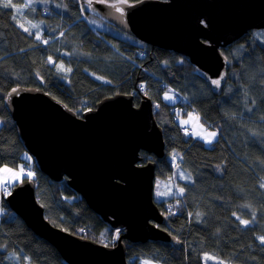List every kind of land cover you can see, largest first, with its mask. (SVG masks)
Here are the masks:
<instances>
[{
    "label": "trees",
    "instance_id": "16d2710c",
    "mask_svg": "<svg viewBox=\"0 0 264 264\" xmlns=\"http://www.w3.org/2000/svg\"><path fill=\"white\" fill-rule=\"evenodd\" d=\"M94 2L89 7V0H36L22 16L15 9L0 8V167H17L28 154L6 107L13 89L44 90L78 115L117 94L133 95L137 106L149 98L167 155L176 150L180 157L174 173L168 157L159 162L158 178L177 185L168 200L155 199V203L167 219L165 229L183 244L175 248L159 241L123 240L128 264H264V244L258 239L264 236V29L253 30L223 49L230 65L222 92L215 94L182 56L122 31L117 34L119 30L93 13ZM13 3L22 6L21 0ZM28 21L39 23L40 41ZM162 82L183 95L176 104L188 99L205 123L220 127L222 135L212 147L182 135L172 106L163 100ZM141 156L145 160L148 154ZM27 163L36 177L23 181L36 184L37 199L53 226L101 245L118 243V231L90 210L66 181L52 182L33 158ZM3 206L0 264H14L13 253L21 257L20 264H25V256L31 264H68L6 202Z\"/></svg>",
    "mask_w": 264,
    "mask_h": 264
},
{
    "label": "water",
    "instance_id": "95a60500",
    "mask_svg": "<svg viewBox=\"0 0 264 264\" xmlns=\"http://www.w3.org/2000/svg\"><path fill=\"white\" fill-rule=\"evenodd\" d=\"M109 4L94 2L92 11L134 39L182 56L215 92L220 86L212 81L224 83L230 65L223 49L264 29V0H140L118 4L124 15ZM16 90L6 107L39 171L66 181L107 226L124 233L105 246L53 226L33 181L15 185L6 198L16 216L68 264H128L123 240L179 245L158 226L164 216L154 200L156 164L140 165L142 152L165 154L151 99L136 106L132 95L117 94L78 116L44 90Z\"/></svg>",
    "mask_w": 264,
    "mask_h": 264
},
{
    "label": "rangeland",
    "instance_id": "374dc122",
    "mask_svg": "<svg viewBox=\"0 0 264 264\" xmlns=\"http://www.w3.org/2000/svg\"><path fill=\"white\" fill-rule=\"evenodd\" d=\"M26 2V0H25ZM32 5H35V3H33ZM31 5V6H32ZM22 8V6H21ZM26 10V8H23V12ZM92 21L96 24V25H99L101 26L102 24L97 20V19H92ZM34 24H37L39 25V23H34ZM35 31H37V34L40 35V39H37L38 41L41 40V37L43 35L41 29H40V26L36 29H34ZM117 34L119 35H122L121 33L122 32H118V31H115ZM168 95V96H172L174 99L172 100H168V99H165V96ZM163 100L165 103L169 104V105H174L176 104L177 102H179L180 100L183 101L181 95H179L174 89L172 88H167L165 89L164 93H163ZM191 113L193 116H198L199 117V120H192L190 123L188 124H185L184 121L188 119V114ZM177 123L179 125H182V126H186V127H191L193 129V133L194 132H197V133H200L201 135H205L207 131H216L217 132V136L213 139V142L211 144L205 142L203 139L200 138V135H193L194 138L196 139H200L206 146H212L213 143L219 139V132L215 129V128H211L210 125L208 123H205L203 121V119L201 118V116L198 115V113H196L195 111H189L187 113V115H183V116H179L177 118ZM203 125V129L199 127V125ZM29 154H25L24 155V159H25V162H20L19 165L17 167H13V166H9V165H3L0 167V170L4 169L5 167H7L8 169H12L13 171H18L20 166H23L25 171L28 170V171H31L33 173L32 177L29 178L27 176V178L29 179H34L36 177V174H35V171H34V168L32 166V164L30 163H27V162H30L32 160H29L28 159V156ZM189 177L190 175L188 173H186ZM26 176V175H25ZM23 176V178L25 177ZM23 178H22V181L21 180H15L14 181V178L12 176V172H6V171H0V186H8L10 188H13L15 185L17 184H20L21 182H23ZM155 189H154V195L156 197V199L158 201H166L168 200L170 197V195L172 196L174 193H173V190H175L174 187H176L177 185V181H162L160 179H157V181L155 182ZM174 185V187H173ZM157 193H159V195H157ZM208 261H211V262H214V263H218V260L213 258V257H207L206 258Z\"/></svg>",
    "mask_w": 264,
    "mask_h": 264
},
{
    "label": "snow or ice",
    "instance_id": "6c2138e0",
    "mask_svg": "<svg viewBox=\"0 0 264 264\" xmlns=\"http://www.w3.org/2000/svg\"><path fill=\"white\" fill-rule=\"evenodd\" d=\"M36 2V0H21V3H22V8L21 7H18L15 3H13V0H0V8H12V9H15L16 12L19 14V15H23V8H30L31 5ZM39 2H44V0H39ZM97 2L99 3H106L107 0H97ZM118 4H125V5H128L129 7L133 6L132 4L129 3V0H117V3H111L109 4L110 7L112 8H115V10L119 13H121V15H124V9L122 7H119ZM89 7H91V0H89ZM33 11H35L34 8H32ZM14 20L17 19L16 16H13L12 17ZM28 23L31 25V28L33 29H36L39 27V25L37 24H33L31 23V21H28ZM21 28H23V30L25 32H28L29 35H31V31L29 30V28L25 27L24 24H20L19 25ZM36 39H40V35L37 34L36 35ZM44 43H47V41H44ZM51 59V58H50ZM63 67V65H61V68ZM70 71V69H69ZM221 79H216V80H213L212 83L215 84L217 87L220 86V83H221ZM17 90L16 89H13V92H16ZM165 99H168V100H172L174 99L172 96H168L166 95L165 96ZM251 111V110H249ZM199 120V117L198 116H193L191 113L188 114V119L184 121L185 124H188L190 123L192 120ZM200 128L203 129V125H199ZM187 134V132H186ZM193 135H200V138L203 139L205 142L211 144L213 142V139L217 136V132L216 131H207L205 135H201L200 133H197V132H194ZM175 158V157H174ZM29 160H31V157H28ZM0 171H6V172H12V176L14 178V181L15 180H21L22 181V178L23 176H28L29 178L32 177L33 173L31 171H28L26 172L24 167L23 166H20L19 170L18 171H13L12 169H8L7 167H5L4 169L0 170ZM181 178H184V174L181 173ZM261 187H264V184L261 185ZM3 191L8 194V195H11V192L9 191V188L8 187H4L3 188ZM184 190L183 188L180 189V192L182 193ZM157 195H159V193H157ZM237 219L239 220L240 217H237ZM242 224H244L245 226H247L249 224V221L248 220H241L240 221ZM117 237L119 236V233L117 232L116 233ZM260 240V243L261 244H264V236L262 237H259L258 238ZM10 259L14 262V264H20V259L21 257L19 255H17L16 253H13L12 257H10ZM24 261H25V264H31V258L30 257H27L25 256L24 257ZM144 264H149L148 261H145ZM219 264H224L223 261H220Z\"/></svg>",
    "mask_w": 264,
    "mask_h": 264
},
{
    "label": "bare ground",
    "instance_id": "6f19581e",
    "mask_svg": "<svg viewBox=\"0 0 264 264\" xmlns=\"http://www.w3.org/2000/svg\"><path fill=\"white\" fill-rule=\"evenodd\" d=\"M114 28L117 29V30H119V29L116 28V27H114ZM119 31H120V30H119ZM194 69H195V68H194ZM226 81H227V79H226ZM226 81L220 85V89H219V91H217V92L213 91L211 84H209V87H210V89H211V91H212L213 93H215V94H219L220 92H222V90H223V88H224V86H225V84H226ZM169 86H170V85H169L168 83H166V82H162V84H161V87H162L163 89H166V88L169 87ZM171 106H172V107H171V109H170V112H171V114L173 115V117L175 118V120H177V118H178L179 116L187 115V113H188L189 111H192V104H191V102H190L188 99H187V101L184 102L182 105L174 104V105H171ZM177 124H178V123H177ZM210 127H211V128H215V129L219 132L220 136L222 135L221 130H220V127L215 126V125L212 124V123H210ZM179 129H180V132L182 133L183 136H185V137H187V138H190V137H191V138H193L194 140H199V141H201L200 139H196V138L193 137V131H189V130L185 129L182 125H179ZM186 132H187V134H186ZM220 136H219V138H220ZM218 140H219V139H218ZM218 140H216V141H218ZM216 141H215V142H216ZM201 142H202V141H201ZM215 142H214V143H215ZM202 143H203V142H202ZM214 143H213V144H214ZM203 144H204V143H203ZM204 145H205V144H204ZM205 146H206V145H205ZM212 146H213V145H212ZM212 146H206V147H212ZM175 152H177V151L174 150V151H172L169 155H167V151H166V143H165V154H164L163 158L158 159L155 155L147 153V154H148L147 158H146L145 160L142 159L140 165H142V166H146V165L149 164V163H155V164H156V170H155L154 181H157V179H160V180L164 181L163 179L158 178V175H157V169L159 168V162H160L161 160H163L164 158L168 157V159L170 160L171 165H172V167H173V173H174L176 167L178 166V162H179V159H180V157H177V156L175 155ZM174 157H175V158H174ZM173 173H172V174H173ZM82 199H83V198H82ZM83 200H84V199H83ZM84 201H85V200H84ZM85 202H86V201H85ZM2 203H3V198L0 197V204H2ZM86 204H87V203H86ZM87 206H88V205H87ZM97 216H98V215H97ZM166 224H167V219H166V217H164V221H163L162 223H159V225H158V226H159V229L165 231V232L168 233L170 236H172L173 238H175L176 241L179 243V245H173V244H171V245H172L173 247H175V248H180V247L182 246L183 242H182L180 239H178L177 237H175L174 235H172L171 233H169V232L165 229V225H166ZM149 241H155V240H149ZM149 241H147V242H149ZM47 242H48V241H47ZM159 242L166 243V242H163V241H161V240H159ZM130 243H133V242H130ZM139 243H142V242H139ZM145 243H146V242H145ZM134 244H135V243H134ZM166 244H170V243H166ZM131 260L134 261L135 258H132Z\"/></svg>",
    "mask_w": 264,
    "mask_h": 264
},
{
    "label": "clouds",
    "instance_id": "9594fccd",
    "mask_svg": "<svg viewBox=\"0 0 264 264\" xmlns=\"http://www.w3.org/2000/svg\"><path fill=\"white\" fill-rule=\"evenodd\" d=\"M168 88V87H167ZM127 95V94H126ZM102 101V100H101ZM89 110H91V109H84V110H82V114L84 113V112H87V111H89ZM93 110V109H92ZM81 114V115H82ZM80 115V116H81ZM36 171V170H35ZM26 172H28V170H26ZM25 177H27V176H25ZM27 181H31V180H27ZM36 185V184H35ZM4 187H8V186H0V197H2L3 198V203L2 204H0V219L4 216V206H3V204H5V202H6V198L8 197V194H6L4 191H3V188ZM9 188V191L11 192L12 191V188H10V187H8ZM7 204V203H6Z\"/></svg>",
    "mask_w": 264,
    "mask_h": 264
},
{
    "label": "built area",
    "instance_id": "2783aa9c",
    "mask_svg": "<svg viewBox=\"0 0 264 264\" xmlns=\"http://www.w3.org/2000/svg\"><path fill=\"white\" fill-rule=\"evenodd\" d=\"M184 128L187 129V130H189V131H193L192 128H190V127H186V126H184ZM0 217H1V216H0Z\"/></svg>",
    "mask_w": 264,
    "mask_h": 264
}]
</instances>
